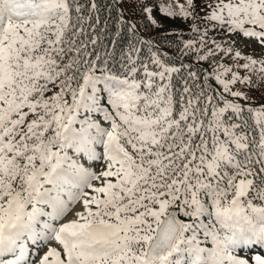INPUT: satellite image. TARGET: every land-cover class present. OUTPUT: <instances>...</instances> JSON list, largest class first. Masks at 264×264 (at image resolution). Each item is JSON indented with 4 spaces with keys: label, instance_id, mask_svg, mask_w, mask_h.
<instances>
[{
    "label": "snow or ice",
    "instance_id": "6c2138e0",
    "mask_svg": "<svg viewBox=\"0 0 264 264\" xmlns=\"http://www.w3.org/2000/svg\"><path fill=\"white\" fill-rule=\"evenodd\" d=\"M119 3L0 0V264H264V0Z\"/></svg>",
    "mask_w": 264,
    "mask_h": 264
},
{
    "label": "trees",
    "instance_id": "16d2710c",
    "mask_svg": "<svg viewBox=\"0 0 264 264\" xmlns=\"http://www.w3.org/2000/svg\"><path fill=\"white\" fill-rule=\"evenodd\" d=\"M98 3L101 7L100 17L101 20L104 21L109 17V11L105 8V5H116L114 0H98ZM135 9L136 16L132 17L129 15ZM118 14L117 7L112 8L111 10V18L108 23L107 29V36L102 38V43L100 44L101 51H116L119 52L122 48L126 47L130 39H136L139 36H143L144 38H151L155 40L159 45L163 46L165 49H172L175 50L180 45V40L175 36H170L163 34L161 30L153 28L151 24L147 23L146 21L139 20V9L133 8L130 10L127 15H129V22L136 20V22L140 25H143L138 33V37H131L130 33L124 31L122 35L117 38L114 33V21ZM190 35H184L185 38L189 37ZM173 59H176L177 63H181L182 61L179 59L178 56H173ZM186 63H192L190 60L183 61ZM198 67L197 65L193 64V68L195 69ZM185 72L187 69L184 70ZM258 95V94H256Z\"/></svg>",
    "mask_w": 264,
    "mask_h": 264
},
{
    "label": "rangeland",
    "instance_id": "374dc122",
    "mask_svg": "<svg viewBox=\"0 0 264 264\" xmlns=\"http://www.w3.org/2000/svg\"><path fill=\"white\" fill-rule=\"evenodd\" d=\"M116 5H117V8H118V12L122 11V10H127L125 12V15H127V13L132 10L135 5L129 3V4H123V3H119V0H114ZM181 2H183V0H181ZM157 19H160L162 23L165 24V28H183L185 29L183 35H192L190 32L187 31V26L184 25V24H181L179 20H175V21H171V20H168L167 18H162L160 17L158 14H157ZM162 31L163 34H165V29H159ZM225 47H227V44L225 43L224 45ZM255 46V45H253ZM246 51V50H245ZM76 207L78 208L79 205H76ZM71 214H69L70 216Z\"/></svg>",
    "mask_w": 264,
    "mask_h": 264
}]
</instances>
